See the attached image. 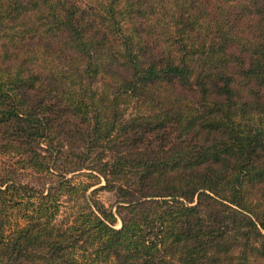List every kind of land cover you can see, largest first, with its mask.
I'll list each match as a JSON object with an SVG mask.
<instances>
[{"label":"trees","instance_id":"trees-1","mask_svg":"<svg viewBox=\"0 0 264 264\" xmlns=\"http://www.w3.org/2000/svg\"><path fill=\"white\" fill-rule=\"evenodd\" d=\"M0 264H264V0H0Z\"/></svg>","mask_w":264,"mask_h":264},{"label":"rangeland","instance_id":"rangeland-1","mask_svg":"<svg viewBox=\"0 0 264 264\" xmlns=\"http://www.w3.org/2000/svg\"><path fill=\"white\" fill-rule=\"evenodd\" d=\"M104 185L103 182L101 183V185L99 186H102ZM98 186V187H99ZM106 206H109V205H113L114 202H115V197L112 193H109L107 191H100L97 195H96ZM115 210V209H114ZM66 218V214H63L61 213L60 217H59V220H62ZM121 224H120V221L119 219L117 220V222L115 223V228H120Z\"/></svg>","mask_w":264,"mask_h":264}]
</instances>
